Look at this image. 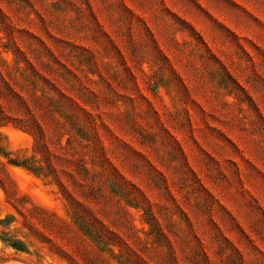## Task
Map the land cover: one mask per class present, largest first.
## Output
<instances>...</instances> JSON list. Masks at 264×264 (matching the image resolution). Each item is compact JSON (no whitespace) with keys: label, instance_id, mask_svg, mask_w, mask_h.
<instances>
[{"label":"rangeland","instance_id":"obj_1","mask_svg":"<svg viewBox=\"0 0 264 264\" xmlns=\"http://www.w3.org/2000/svg\"><path fill=\"white\" fill-rule=\"evenodd\" d=\"M0 264H264V0H0Z\"/></svg>","mask_w":264,"mask_h":264},{"label":"trees","instance_id":"obj_2","mask_svg":"<svg viewBox=\"0 0 264 264\" xmlns=\"http://www.w3.org/2000/svg\"><path fill=\"white\" fill-rule=\"evenodd\" d=\"M15 245L17 246V244H12V246H14L15 247ZM16 248V247H15Z\"/></svg>","mask_w":264,"mask_h":264}]
</instances>
